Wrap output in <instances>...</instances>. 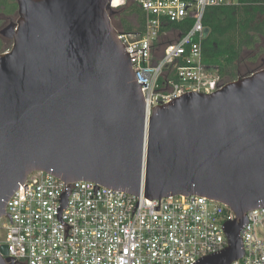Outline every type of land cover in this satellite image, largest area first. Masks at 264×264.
<instances>
[{
  "label": "water",
  "instance_id": "obj_1",
  "mask_svg": "<svg viewBox=\"0 0 264 264\" xmlns=\"http://www.w3.org/2000/svg\"><path fill=\"white\" fill-rule=\"evenodd\" d=\"M16 2L18 21L0 31L13 40L0 52V219L33 171L64 181L57 216L66 225V182L94 181L159 206L168 195L197 194L236 218L223 225L229 246L194 264L239 260L247 212L264 205V68L148 116L147 83H138L111 0ZM7 254L0 246V264H16Z\"/></svg>",
  "mask_w": 264,
  "mask_h": 264
},
{
  "label": "built area",
  "instance_id": "obj_2",
  "mask_svg": "<svg viewBox=\"0 0 264 264\" xmlns=\"http://www.w3.org/2000/svg\"><path fill=\"white\" fill-rule=\"evenodd\" d=\"M138 5L142 30L117 27L113 19ZM239 0H111L108 12L146 101L148 116L186 92L213 93L227 82L219 68L204 62V17L213 6ZM192 21L182 33L172 23ZM147 47V48H146ZM143 48V49H142ZM137 50V51H135ZM133 51V52H132ZM69 205L57 212L65 183L44 171L29 173L6 203L0 219V246L16 264H194L225 249L223 225L236 218L228 205L206 196L168 195L149 199L88 180L66 182ZM159 206V210L154 209ZM264 205L247 212L241 230L244 252L233 264H264Z\"/></svg>",
  "mask_w": 264,
  "mask_h": 264
},
{
  "label": "trees",
  "instance_id": "obj_3",
  "mask_svg": "<svg viewBox=\"0 0 264 264\" xmlns=\"http://www.w3.org/2000/svg\"><path fill=\"white\" fill-rule=\"evenodd\" d=\"M239 1L238 5L209 7L204 17V62L218 67L226 82L256 71L252 66L261 65L260 60L264 55V46L261 45L264 38V0ZM17 10L16 0H0V13L12 15ZM127 14L135 15L138 19L139 26L136 29L144 28L146 17L138 5H128L115 15L121 27L133 30L134 26L126 19ZM192 24V21H184L170 25L185 33ZM251 51L255 55L246 57Z\"/></svg>",
  "mask_w": 264,
  "mask_h": 264
},
{
  "label": "rangeland",
  "instance_id": "obj_4",
  "mask_svg": "<svg viewBox=\"0 0 264 264\" xmlns=\"http://www.w3.org/2000/svg\"><path fill=\"white\" fill-rule=\"evenodd\" d=\"M118 12H120V11H118ZM16 14H17L16 16H15V14H12V15H6L5 14V15H6V17L7 16L14 17L15 21H17V19L19 17L18 10H17ZM122 16L124 17V14ZM126 19L129 22H131V24L134 26L135 29L139 26L138 19L136 18L135 15L127 14L126 15ZM9 22H10L9 18H5V16L2 15V13H1L0 14V30L2 28H4L5 26H7L9 24ZM113 22H114L115 25L116 24L119 25V18L115 16L114 19H113ZM117 27L120 28L121 26H117ZM261 45L264 46V38H262V40H261ZM12 47H13V40H11V39H9V38H7L5 36H2L0 34V52H5V51H8V50H11ZM250 53L252 54V51ZM246 57H249V56H246ZM260 62L262 63L261 65L260 64H256V65H253V66L250 65V66H252L256 70H259V69L264 68V55H263L262 60H260ZM243 70H242V72H244ZM224 80L226 82V79L225 78H224ZM259 229H260V234L264 237V228L259 227Z\"/></svg>",
  "mask_w": 264,
  "mask_h": 264
},
{
  "label": "flooded vegetation",
  "instance_id": "obj_5",
  "mask_svg": "<svg viewBox=\"0 0 264 264\" xmlns=\"http://www.w3.org/2000/svg\"><path fill=\"white\" fill-rule=\"evenodd\" d=\"M0 14H1V13H0ZM2 15H4L5 18H9L10 22H9L8 25H10V24H14V23H16V22L18 21V19H17V21H15L14 17H9V16L6 17V15H5L4 13H2ZM16 15H17V14L15 13V16H16ZM8 25H7V26H8ZM5 27H6V26H5ZM5 27H4V28H5ZM4 28H2V29H4ZM2 29H1V30H2ZM1 30H0V31H1ZM1 35H2V34H1ZM2 36H3V35H2ZM252 54H253V56L255 55V53H252ZM249 55H251V53H248V56H249Z\"/></svg>",
  "mask_w": 264,
  "mask_h": 264
}]
</instances>
